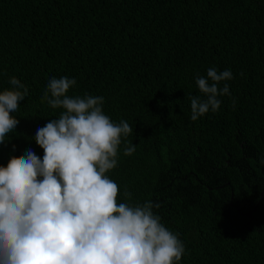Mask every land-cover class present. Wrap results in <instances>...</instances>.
<instances>
[{
	"label": "trees",
	"instance_id": "1",
	"mask_svg": "<svg viewBox=\"0 0 264 264\" xmlns=\"http://www.w3.org/2000/svg\"><path fill=\"white\" fill-rule=\"evenodd\" d=\"M210 67L233 73L231 95L192 121L186 97ZM12 77L28 95L0 166L43 158L36 131L63 111L47 83L74 78L69 96H102L133 129L108 175L119 202L160 205L179 264H264V0H0V92Z\"/></svg>",
	"mask_w": 264,
	"mask_h": 264
},
{
	"label": "clouds",
	"instance_id": "2",
	"mask_svg": "<svg viewBox=\"0 0 264 264\" xmlns=\"http://www.w3.org/2000/svg\"><path fill=\"white\" fill-rule=\"evenodd\" d=\"M232 79L230 70L215 67L197 75L200 95L186 97L190 119L217 112ZM9 83L11 90L0 92V144L16 129L12 113L28 95L16 77ZM76 84L68 77L47 83L42 100L63 111L36 131L43 158L29 149L0 166V264H179L185 247L154 214L160 205L119 202L108 175L122 142L124 155L135 152L127 142L133 129L104 113L102 96H69Z\"/></svg>",
	"mask_w": 264,
	"mask_h": 264
}]
</instances>
